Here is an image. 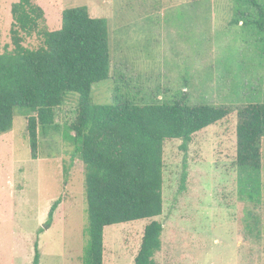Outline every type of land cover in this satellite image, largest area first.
Wrapping results in <instances>:
<instances>
[{
    "label": "rangeland",
    "instance_id": "1",
    "mask_svg": "<svg viewBox=\"0 0 264 264\" xmlns=\"http://www.w3.org/2000/svg\"><path fill=\"white\" fill-rule=\"evenodd\" d=\"M17 1L0 0V54L10 44V9ZM32 2L43 9L50 31L74 7L107 20L110 75L92 86L93 105H111L115 94L139 105L170 103L183 92L190 105L234 110L264 103V33L252 23L256 9L243 0ZM40 43L34 35L24 45ZM76 97L55 109L58 132H39L36 159L25 109L16 110L12 130L0 136V264H31L35 244L39 264H86L84 164L68 131ZM236 125L233 112L195 133L186 153L181 140L164 142L162 214L105 227L103 264H134L151 221L163 226L154 264H264V141L257 182L246 186L236 164ZM58 200L51 227L41 231Z\"/></svg>",
    "mask_w": 264,
    "mask_h": 264
},
{
    "label": "trees",
    "instance_id": "2",
    "mask_svg": "<svg viewBox=\"0 0 264 264\" xmlns=\"http://www.w3.org/2000/svg\"><path fill=\"white\" fill-rule=\"evenodd\" d=\"M243 1L256 9L257 19L252 23L264 33V7L258 0ZM10 13V44L0 54V136L12 130L16 110L25 109L31 158L36 159L39 132H58L55 109L71 94L77 96V114L68 131L73 143L80 144L84 164L86 264H103L105 227L162 214L166 140H181L180 148L186 153L195 133L235 112L236 164L245 174L246 186L257 182L263 157L264 103L234 110L222 105H190L183 92L170 103L139 105L115 94L113 104L93 105L92 86L110 75L107 20L91 17L86 6L74 7L64 10L60 28L50 31L43 9L32 0H18ZM34 35L41 43L30 49L24 43ZM185 161L186 157L184 168ZM185 180L184 170L181 189ZM59 204V200L53 203L41 231L51 227ZM162 232L158 221L145 226L134 264H154ZM39 260L35 244L31 264Z\"/></svg>",
    "mask_w": 264,
    "mask_h": 264
}]
</instances>
